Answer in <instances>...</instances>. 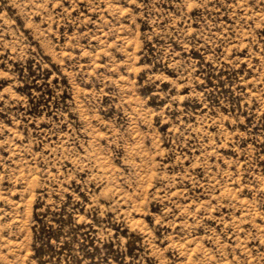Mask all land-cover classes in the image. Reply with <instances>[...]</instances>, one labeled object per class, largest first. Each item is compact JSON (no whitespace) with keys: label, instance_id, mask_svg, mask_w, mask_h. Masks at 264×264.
<instances>
[{"label":"rangeland","instance_id":"374dc122","mask_svg":"<svg viewBox=\"0 0 264 264\" xmlns=\"http://www.w3.org/2000/svg\"><path fill=\"white\" fill-rule=\"evenodd\" d=\"M0 264H264V0H0Z\"/></svg>","mask_w":264,"mask_h":264}]
</instances>
